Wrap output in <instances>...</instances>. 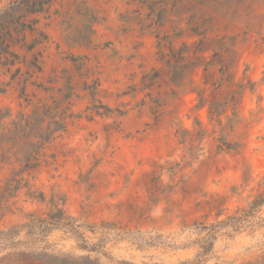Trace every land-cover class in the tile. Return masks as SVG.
<instances>
[{
	"label": "rangeland",
	"instance_id": "374dc122",
	"mask_svg": "<svg viewBox=\"0 0 264 264\" xmlns=\"http://www.w3.org/2000/svg\"><path fill=\"white\" fill-rule=\"evenodd\" d=\"M21 21L0 37L4 125L65 129L36 168L0 163V264H264V0H55Z\"/></svg>",
	"mask_w": 264,
	"mask_h": 264
},
{
	"label": "trees",
	"instance_id": "16d2710c",
	"mask_svg": "<svg viewBox=\"0 0 264 264\" xmlns=\"http://www.w3.org/2000/svg\"><path fill=\"white\" fill-rule=\"evenodd\" d=\"M55 0H17L13 2L0 14V37L5 33L11 31L12 26H21V30L30 28L25 22L21 20L29 15H35L44 12ZM31 29V28H30ZM0 93H5V90H0ZM40 120L37 125L30 123V118L22 119L19 122L13 121L14 129L5 127L4 122L10 119L12 112L10 109L4 110L0 106V163H10L14 160L16 164L21 166V171H27L36 168L40 164V158L45 146L52 140L51 137L65 129L63 123L54 121L47 130H44V115L36 113ZM8 130V133L4 131ZM23 134V137L18 139V135ZM32 134L38 135L39 139H32ZM20 182V181H18ZM11 180H7V186L10 185ZM0 190H3L0 186ZM4 191V190H3ZM11 193L5 197L0 192V211L4 201L10 199ZM264 206V178L260 182V192L249 205L250 211H257ZM1 216V214H0ZM207 239H215V231L209 229ZM15 228H11L5 232L0 231V241H5L7 244L16 233ZM212 242V241H211ZM213 243V242H212ZM208 247H203V251L198 255V261L208 256L212 251L213 244ZM16 244V243H14ZM13 244V245H14ZM12 245V244H11ZM10 246V245H9ZM80 264H99L91 259H85Z\"/></svg>",
	"mask_w": 264,
	"mask_h": 264
}]
</instances>
